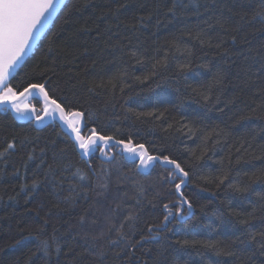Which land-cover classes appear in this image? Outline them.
<instances>
[{"label":"trees","instance_id":"trees-1","mask_svg":"<svg viewBox=\"0 0 264 264\" xmlns=\"http://www.w3.org/2000/svg\"><path fill=\"white\" fill-rule=\"evenodd\" d=\"M260 8V0H68L12 86L43 74L100 134L175 159L189 171L192 207L174 208L183 218L162 229L163 205L179 200L168 168L146 174L119 147L111 160L86 161L58 121L38 128L0 111V152L16 144L0 157V264H264ZM106 217L125 223L134 248L112 243ZM36 236L47 252L25 239Z\"/></svg>","mask_w":264,"mask_h":264},{"label":"snow or ice","instance_id":"snow-or-ice-1","mask_svg":"<svg viewBox=\"0 0 264 264\" xmlns=\"http://www.w3.org/2000/svg\"><path fill=\"white\" fill-rule=\"evenodd\" d=\"M260 2L261 8L256 12L254 19L259 18V21L264 23V0H260ZM59 6L57 0H0V111L11 110L16 113L17 119L33 123L44 124L46 119L61 122L63 126L69 129L68 134L71 135L84 157L99 153L111 160L114 158L110 156L111 150L119 147L122 154H127L124 157L125 159L138 165V170L147 171L156 166L168 168L171 176L168 182L174 184L175 193L173 194H178L179 200L171 208L168 204L163 205L166 214L160 228L167 229L168 224L171 222L170 217L183 218L179 212L174 213V208L183 209L187 206L191 209L192 207L183 191V186L190 182L188 180L189 171H185L180 163L175 159H170L167 155L149 154L143 144L134 145L130 139L125 142V140H117L111 135L100 134L97 132L96 127L91 126L94 123L91 113H87L85 110H73V105L67 100L56 97L49 81L44 78L43 74L39 77H33L23 86L17 85L15 88L12 86L19 70L33 58L32 54L37 49L40 38L48 31L49 24ZM188 67L190 65H181L182 70ZM194 75L199 76L200 73H194ZM137 79L140 78L137 77ZM219 80V73H217L216 82L219 83ZM193 92L198 93L205 101L210 99L207 92H201L195 88ZM15 147V142L8 143L4 151L0 152V157H3L8 150L15 149ZM50 172L55 175L54 170L50 169ZM77 174H79V170L73 175ZM79 178L81 180L87 179L83 174H79ZM224 179H227V176ZM177 180L179 182H176ZM37 186L38 181L33 179L32 189L34 190ZM229 186L236 187L232 184H229ZM24 187L26 188L27 185ZM76 187L78 185L73 186V191ZM102 187L106 188L107 185H102ZM239 190L246 191L247 188ZM237 215L239 214L237 213ZM125 219L134 221L136 217L130 213ZM106 220L112 226L109 231L115 228L119 238L112 241V243L122 242L130 248L135 247V244L129 240L128 235L123 231L125 223L122 222L119 226H116L112 223L111 217H106ZM240 222L247 224V219ZM153 227L148 228L149 233L152 232ZM129 228L133 229L134 225H129ZM250 235L255 240V234L250 233ZM261 237L260 243L264 247V233H261ZM25 239L35 241L37 246L45 252L50 246L47 240H40L38 236L26 237ZM143 239L145 237L141 236V240ZM184 243L188 244L189 241L186 240ZM205 246L214 247L215 245L212 241H209ZM57 250L59 251V248ZM220 251H223V249Z\"/></svg>","mask_w":264,"mask_h":264},{"label":"water","instance_id":"water-1","mask_svg":"<svg viewBox=\"0 0 264 264\" xmlns=\"http://www.w3.org/2000/svg\"><path fill=\"white\" fill-rule=\"evenodd\" d=\"M68 0H62V2H61V0H57V3L60 5L59 7H58V10H57V12L55 13V16H54V18H53V20L51 21V23L49 24V27H48V30H49V28L52 26V23L54 22V20L56 19V17L59 15V12L64 8V6L66 5V2H67ZM47 32V31H46ZM44 36H42L41 38H40V40L43 38ZM11 111V110H10ZM11 113H13V115H14V117L16 118V113H14L13 111H11ZM17 119V118H16ZM19 122H21V121H23V122H27V120H19V119H17ZM51 121L50 120H45V123L44 124H39V123H35L36 124V126L38 127V128H43L44 126H46V125H48L49 123H50ZM59 122V121H58ZM59 124H60V126H61V128H62V130H63V132H66L67 134L69 133V129L68 128H66L65 126H63L62 124H61V122H59ZM70 137H71V135L70 134H68ZM72 139V138H71ZM72 141H73V139H72ZM74 142V141H73ZM75 145H76V143H75ZM76 147H77V145H76ZM146 149V148H145ZM77 150H78V152H80V154H81V151L77 148ZM147 150V149H146ZM147 152H148V150H147ZM149 153V152H148ZM125 155H127L126 153H124V157H125ZM82 156V155H81ZM82 158L83 159H85L86 161H89V157H84V156H82ZM127 160V159H126ZM127 161H129L130 162V160H127ZM140 171H143L144 173H150L151 172V170L150 169H148L147 171H145V170H143V169H140Z\"/></svg>","mask_w":264,"mask_h":264}]
</instances>
